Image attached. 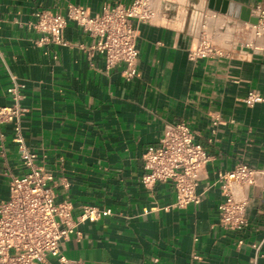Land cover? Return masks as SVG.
I'll return each mask as SVG.
<instances>
[{"label":"crops","instance_id":"crops-1","mask_svg":"<svg viewBox=\"0 0 264 264\" xmlns=\"http://www.w3.org/2000/svg\"><path fill=\"white\" fill-rule=\"evenodd\" d=\"M149 1L157 15L134 21L139 75L127 80L124 62L106 67L102 55L79 47L92 38L74 21L64 32L68 46L40 41L35 23L41 9L65 12L75 3L98 13L131 0H0V105L14 104L7 89L18 82L25 143L54 173L57 199L71 201L75 216L83 204L112 209L79 224L62 250L76 264H264V175L238 187L248 198L249 224L240 230L219 225L217 182L219 171L240 162L264 165V100H244L252 90L264 98V38L209 0ZM230 1L256 16L264 8V0ZM202 34L221 55L190 58ZM177 121L210 156L200 201L184 207L173 206L171 181L151 189L142 182L145 149ZM13 138V122L0 124V201L9 197L10 173L27 170Z\"/></svg>","mask_w":264,"mask_h":264},{"label":"built area","instance_id":"built-area-1","mask_svg":"<svg viewBox=\"0 0 264 264\" xmlns=\"http://www.w3.org/2000/svg\"><path fill=\"white\" fill-rule=\"evenodd\" d=\"M256 10L258 22L252 27L256 37L264 38V8L259 5ZM36 15L35 26L44 33L40 41L68 46L70 43L64 32L68 21H74L92 38L91 42L79 44V47L90 57L102 55L106 67L124 62V77L132 80L139 75V33L134 21H151L157 11L149 0H131L129 3L107 2L98 13H92L84 5L69 3L65 12L41 9ZM216 54L221 55V50L203 34L189 51L191 59ZM7 91L15 102L0 105V124L13 122V141L27 170L22 175L10 173L9 197L0 201V264H76L64 254L63 244L73 233H79V224L98 221L111 214L112 209L83 204L75 216L71 201L57 199L51 185L54 173L43 162L37 161V154L24 140L21 125L24 109L19 104L23 98L21 86L14 80ZM244 100L252 106L264 98L252 90ZM219 123L216 117L212 122L213 131ZM0 156H5L4 150H0ZM143 159L142 182L147 188L151 189L160 181H171L176 192L173 206L184 207L200 201L197 187L210 156L196 141L194 131L186 122L168 125L159 142L147 146ZM262 175L264 165L254 167L245 162L218 172L217 182L223 194L218 205V221L223 229L240 230L248 226V198L238 191V187L252 185ZM253 246L258 249L260 244ZM49 256L57 262H50Z\"/></svg>","mask_w":264,"mask_h":264},{"label":"water","instance_id":"water-1","mask_svg":"<svg viewBox=\"0 0 264 264\" xmlns=\"http://www.w3.org/2000/svg\"><path fill=\"white\" fill-rule=\"evenodd\" d=\"M209 7L213 10L223 13L233 14L234 16L241 17L244 20L251 21L252 23L258 22V17L252 15L250 8L244 7L234 1L230 0H209Z\"/></svg>","mask_w":264,"mask_h":264}]
</instances>
